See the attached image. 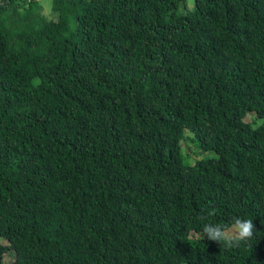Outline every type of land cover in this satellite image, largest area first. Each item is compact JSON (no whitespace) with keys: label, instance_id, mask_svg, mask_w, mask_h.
I'll return each mask as SVG.
<instances>
[{"label":"trees","instance_id":"trees-1","mask_svg":"<svg viewBox=\"0 0 264 264\" xmlns=\"http://www.w3.org/2000/svg\"><path fill=\"white\" fill-rule=\"evenodd\" d=\"M50 1L0 0L2 264H264V0Z\"/></svg>","mask_w":264,"mask_h":264},{"label":"clouds","instance_id":"clouds-1","mask_svg":"<svg viewBox=\"0 0 264 264\" xmlns=\"http://www.w3.org/2000/svg\"><path fill=\"white\" fill-rule=\"evenodd\" d=\"M219 209L209 205L202 210L199 217L202 221H209L210 217H215ZM256 226L252 219H245L239 216H234L231 223H213L205 222L202 226L200 236L203 239L217 242L219 246L225 248H233L241 242L250 241L255 232Z\"/></svg>","mask_w":264,"mask_h":264},{"label":"rangeland","instance_id":"rangeland-1","mask_svg":"<svg viewBox=\"0 0 264 264\" xmlns=\"http://www.w3.org/2000/svg\"><path fill=\"white\" fill-rule=\"evenodd\" d=\"M189 10L194 9V0H186ZM42 4H44V14L49 17L53 18V14L51 11V1L49 0H42ZM246 121L249 123H252L256 121L255 113L249 114L246 117ZM261 121H258L255 126L260 124ZM187 138H191V140H188ZM183 150L182 155L188 164H195L197 161L202 159H210L217 157V153L212 150H201L198 148V143L196 136L192 130L186 129L184 139L182 140ZM0 242L6 244L7 241L3 238H0ZM16 260V254L14 251L9 252L2 261H0V264L2 263H11ZM185 264V263H183Z\"/></svg>","mask_w":264,"mask_h":264}]
</instances>
